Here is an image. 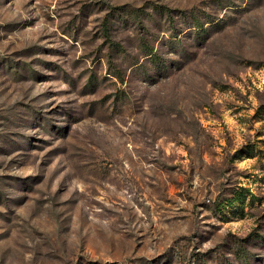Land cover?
Masks as SVG:
<instances>
[{
    "label": "rangeland",
    "instance_id": "obj_1",
    "mask_svg": "<svg viewBox=\"0 0 264 264\" xmlns=\"http://www.w3.org/2000/svg\"><path fill=\"white\" fill-rule=\"evenodd\" d=\"M0 264H264V0H0Z\"/></svg>",
    "mask_w": 264,
    "mask_h": 264
}]
</instances>
